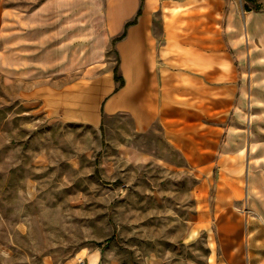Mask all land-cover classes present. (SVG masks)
I'll return each mask as SVG.
<instances>
[{
    "label": "rangeland",
    "instance_id": "rangeland-1",
    "mask_svg": "<svg viewBox=\"0 0 264 264\" xmlns=\"http://www.w3.org/2000/svg\"><path fill=\"white\" fill-rule=\"evenodd\" d=\"M12 9L1 0L0 14ZM154 18L167 78L189 71L190 46L211 64L209 126L174 140L124 111L95 126L51 115L43 96L79 71L48 84L15 75L4 32L0 264H264V0H162Z\"/></svg>",
    "mask_w": 264,
    "mask_h": 264
},
{
    "label": "crops",
    "instance_id": "crops-1",
    "mask_svg": "<svg viewBox=\"0 0 264 264\" xmlns=\"http://www.w3.org/2000/svg\"><path fill=\"white\" fill-rule=\"evenodd\" d=\"M139 5L140 0H13L11 18L0 14V58L9 49L4 32L11 30L15 75L28 80L44 78L48 84L56 77L79 71L43 96L42 107L60 119L95 126L102 112L124 111L140 129L159 121L173 140L181 133L196 131L198 123L207 128L206 106L212 101L207 51L201 53L204 60L198 63L197 51L190 46L189 71L177 68L169 78L164 75L154 24L162 0H143L136 22L128 25L124 37L115 42L124 84L113 91L116 82L109 57L111 40L121 34ZM25 57L28 64L23 61L22 65ZM258 63L264 67V62ZM182 74L187 86L181 83ZM197 101L204 102V111ZM174 145L186 148L184 143ZM192 147L188 162L196 163V150L206 157L212 142ZM94 256L88 264L96 263Z\"/></svg>",
    "mask_w": 264,
    "mask_h": 264
},
{
    "label": "trees",
    "instance_id": "trees-1",
    "mask_svg": "<svg viewBox=\"0 0 264 264\" xmlns=\"http://www.w3.org/2000/svg\"><path fill=\"white\" fill-rule=\"evenodd\" d=\"M142 3H143V0H140V5H139V8L135 14V16L131 19V20H128L125 22L124 24V28H123V31L121 32L120 35L112 38L111 40V45L112 47H114L115 45V42L119 39H121L122 37H124L125 35V32H126V28L128 25L130 24H133L136 22V19H137V16L140 14L141 12V6H142ZM115 53L117 54V57H116V63L113 67V79L114 81L116 82V86L114 87L113 91H116L119 87H121L123 84H124V78L123 76L119 73V56H118V53L116 52L115 50ZM100 128H101V125H100Z\"/></svg>",
    "mask_w": 264,
    "mask_h": 264
},
{
    "label": "built area",
    "instance_id": "built-area-1",
    "mask_svg": "<svg viewBox=\"0 0 264 264\" xmlns=\"http://www.w3.org/2000/svg\"><path fill=\"white\" fill-rule=\"evenodd\" d=\"M77 264H88V262L83 257L77 258Z\"/></svg>",
    "mask_w": 264,
    "mask_h": 264
}]
</instances>
